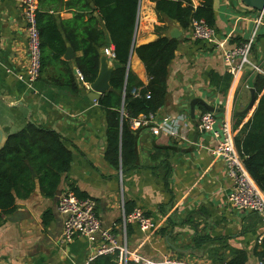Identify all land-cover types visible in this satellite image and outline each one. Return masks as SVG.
<instances>
[{
	"label": "crops",
	"instance_id": "obj_1",
	"mask_svg": "<svg viewBox=\"0 0 264 264\" xmlns=\"http://www.w3.org/2000/svg\"><path fill=\"white\" fill-rule=\"evenodd\" d=\"M72 2L75 0H62L55 11L46 8L45 12L56 19L61 30L68 25L69 36H76L78 30L105 29L95 0L67 6ZM192 2L194 7L201 4L200 0ZM155 7L152 0L139 1L135 46L170 38L173 29L181 31L182 37L169 67L166 104L153 118V126L160 131L153 135L149 128L135 130L139 132L138 164L123 172L122 166L115 169L105 159L106 114L99 106L102 96L91 100L90 84L80 80L75 61L82 52H75L67 43L74 58H62L73 71L78 91L55 84L54 79L61 74L58 63L28 87L18 80L29 66L23 10L18 0H0V96L12 104L28 106L34 125L58 133L72 153L70 171L62 176L53 198L44 195L33 171V189L14 191L15 211L9 215L0 212V264H85L96 255L99 237L93 243L78 238L66 248L60 245L64 217L58 212V201L68 191L96 202L102 228L127 247L130 262H160L167 257L191 264H217L222 259L229 262L235 251L246 253V264L263 261L264 217L230 206L227 197L232 181L223 162L212 154L217 142L199 128L203 107L196 105L195 120L190 112L193 99L223 109L217 112L219 121L229 118L238 135L258 106L256 101L249 113L241 115L251 102L256 74L246 71L232 78L227 95H221V88L211 86L209 79L210 73L220 77L229 74L220 52L194 39L191 29L184 31L175 21L160 18ZM214 11L218 37L228 47L238 46L255 34L252 60L264 75V22L257 26L258 12L246 8L241 0H214ZM77 17L83 24L91 21V25L81 27L80 21L75 23ZM107 49L113 53L114 47L109 43ZM107 61L109 67L117 64L110 57ZM127 73L144 86L149 84L135 52L130 55ZM29 124L25 108H9L0 100V125L7 132L18 133ZM135 209L151 218L156 230L143 233L136 224L124 229L123 213ZM200 239L205 241L197 247ZM106 256L120 264L119 251Z\"/></svg>",
	"mask_w": 264,
	"mask_h": 264
},
{
	"label": "trees",
	"instance_id": "obj_2",
	"mask_svg": "<svg viewBox=\"0 0 264 264\" xmlns=\"http://www.w3.org/2000/svg\"><path fill=\"white\" fill-rule=\"evenodd\" d=\"M61 1L39 0L37 22L42 47L41 76L53 63H58L61 74L54 79L55 84L78 91L76 78L69 63L62 60L67 51V43L75 52H82V56L76 59L75 63L89 84L98 77L103 51L108 48L109 43L114 47V61L121 65L114 70L110 81L115 92L103 95L99 106L106 114L105 159L113 168L119 169L122 166L123 172H127L138 164L139 132L132 130L131 120L142 115L154 117L165 106L169 67L180 42L162 37L155 42L135 46L140 0H95L101 14L100 21L105 29L93 32L78 30L76 36H69L68 25H64L61 30L56 19L45 12L46 8L55 11ZM79 1L87 4L84 0H75L67 6H75ZM152 1L156 4L155 10L160 18L175 21L184 31L190 30L192 20H204L208 26L216 28L214 0H200L199 7H194L192 0ZM79 21H82L81 17L75 19V23ZM94 23L95 20H92V24ZM85 25L90 26L91 21L88 24L81 22L80 26ZM132 52L136 53L146 69L149 77L147 86L131 73H127ZM209 79L211 86L221 88V95H227L232 82L230 74L220 77L210 73ZM253 88L256 101H259L258 106L250 121L235 135V145L249 175L264 192V75H255ZM134 90L139 91V97L132 94ZM202 110L206 112L204 108ZM71 164L72 153L65 147L61 136L53 130L29 124L22 131L10 135L5 147L0 151V212L9 215L15 211L14 191L20 187L27 188V191L33 189V171L39 179L44 195L53 198L62 176L70 171ZM76 196L86 199L84 196ZM132 211L128 210L127 213ZM204 241L200 239L197 247H201ZM246 263L247 255L243 251H235L229 262L223 259L217 262ZM93 264L118 263L113 257L101 256Z\"/></svg>",
	"mask_w": 264,
	"mask_h": 264
},
{
	"label": "built area",
	"instance_id": "obj_3",
	"mask_svg": "<svg viewBox=\"0 0 264 264\" xmlns=\"http://www.w3.org/2000/svg\"><path fill=\"white\" fill-rule=\"evenodd\" d=\"M23 10V16L27 30V51L29 66L25 75L18 76V80L28 87H32L41 77L42 72V47L41 36L38 29L37 14L39 12V0H18ZM257 26L264 22V14L258 12ZM191 31L194 39L217 49L227 72L233 79L246 71L254 74H262V69L252 60L255 34L247 41L235 47H228L219 39L215 28L206 24L204 20H192ZM107 57L115 60L114 54L106 49ZM83 81V77L80 76ZM90 86V85H89ZM88 86V89L90 87ZM132 94L139 97V91L134 90ZM149 98V96H148ZM153 116H139L131 120V128L139 130L149 128L151 134L157 135L159 127L153 126ZM199 128L202 132L209 134L217 142L212 150L215 158L222 161L227 177L232 181V190L227 201L230 206L242 212L256 213L264 217V192L261 191L246 170L236 145L233 124L229 118L221 121L217 113L204 112L199 118ZM166 131V129L160 128ZM97 204L91 199H79L72 191L63 193L58 201V212L64 217L63 233L60 245L68 247L78 238H85L93 243L99 237V247L94 257L85 264H91L96 256L114 255L120 253V264H128L129 253L126 246L118 243L116 235L102 228V223L96 211ZM136 224L143 233L156 230V223L145 215L141 209H135L131 213H123L122 226ZM142 264H191L189 262L163 258L160 262L146 261ZM264 264V259L261 262Z\"/></svg>",
	"mask_w": 264,
	"mask_h": 264
},
{
	"label": "water",
	"instance_id": "obj_4",
	"mask_svg": "<svg viewBox=\"0 0 264 264\" xmlns=\"http://www.w3.org/2000/svg\"><path fill=\"white\" fill-rule=\"evenodd\" d=\"M241 2L246 8L264 14V0H241ZM169 36L171 39L180 40V38L182 37V32L179 31L178 29H173L170 32ZM73 58H74V53H73L71 47H67V51H66V54L64 56V59L66 61H71ZM120 67H121V65H119V64H114L112 67H109V64L107 61V56H106L105 52L103 51L102 58H101V66H100L98 77L92 84H90L91 100L97 101L100 99L101 96H103L107 93H114L115 92L114 89L111 87L110 81H111L112 73L114 72V70H116ZM75 73L77 74L78 71L76 70ZM0 100L9 108H13V109H17L20 107L25 108L28 111L29 123L34 125V123L32 121V117H31L32 116V110L28 106H26L22 102H19L18 104H12V103L8 102V100L6 98L1 97V96H0ZM255 102H256V95H255L254 89H252L251 90V102H250L249 106L246 108V110H244L241 113V115H246L247 113H249V111H251V109L253 108ZM197 104H200L207 112L217 113V112L223 111V109H216L215 107L205 103L202 99H193L191 104H190V112H191L192 120L196 119L195 107ZM10 135H12V134L7 132L6 128H4L0 125V151L5 147L6 142H7ZM262 243L264 245V238H263Z\"/></svg>",
	"mask_w": 264,
	"mask_h": 264
},
{
	"label": "rangeland",
	"instance_id": "obj_5",
	"mask_svg": "<svg viewBox=\"0 0 264 264\" xmlns=\"http://www.w3.org/2000/svg\"><path fill=\"white\" fill-rule=\"evenodd\" d=\"M255 12H257V11H255ZM257 14V13H256ZM258 15V14H257Z\"/></svg>",
	"mask_w": 264,
	"mask_h": 264
}]
</instances>
